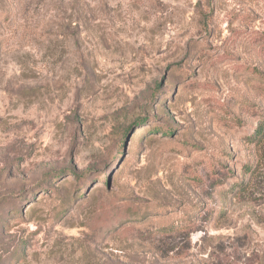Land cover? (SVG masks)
<instances>
[{
	"label": "rangeland",
	"instance_id": "obj_1",
	"mask_svg": "<svg viewBox=\"0 0 264 264\" xmlns=\"http://www.w3.org/2000/svg\"><path fill=\"white\" fill-rule=\"evenodd\" d=\"M263 121L264 0H0V264H264Z\"/></svg>",
	"mask_w": 264,
	"mask_h": 264
},
{
	"label": "trees",
	"instance_id": "obj_2",
	"mask_svg": "<svg viewBox=\"0 0 264 264\" xmlns=\"http://www.w3.org/2000/svg\"><path fill=\"white\" fill-rule=\"evenodd\" d=\"M264 139V121L261 122V124L259 125L258 129L255 131V133L250 136L249 141L251 143H260L262 140ZM124 146H125V139H124V143L122 146V149L124 150Z\"/></svg>",
	"mask_w": 264,
	"mask_h": 264
}]
</instances>
